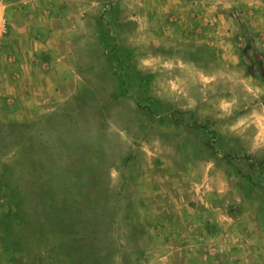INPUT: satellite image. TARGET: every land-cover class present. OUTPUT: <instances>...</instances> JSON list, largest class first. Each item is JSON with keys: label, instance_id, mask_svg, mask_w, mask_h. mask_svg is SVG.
I'll use <instances>...</instances> for the list:
<instances>
[{"label": "rangeland", "instance_id": "1", "mask_svg": "<svg viewBox=\"0 0 264 264\" xmlns=\"http://www.w3.org/2000/svg\"><path fill=\"white\" fill-rule=\"evenodd\" d=\"M2 22L0 264H264V0H0Z\"/></svg>", "mask_w": 264, "mask_h": 264}, {"label": "trees", "instance_id": "2", "mask_svg": "<svg viewBox=\"0 0 264 264\" xmlns=\"http://www.w3.org/2000/svg\"><path fill=\"white\" fill-rule=\"evenodd\" d=\"M242 31H243V39L246 41V48L243 49V53L246 54V52L251 51L254 53V43L259 38V35L254 33L251 26L245 27L244 25H241ZM248 60H250V63L248 65V71L251 75L256 76L260 75V77L264 80V61H254V59L247 57ZM255 66V67H254ZM254 71V70H256Z\"/></svg>", "mask_w": 264, "mask_h": 264}, {"label": "built area", "instance_id": "3", "mask_svg": "<svg viewBox=\"0 0 264 264\" xmlns=\"http://www.w3.org/2000/svg\"><path fill=\"white\" fill-rule=\"evenodd\" d=\"M6 24L5 22L0 23V35L5 32Z\"/></svg>", "mask_w": 264, "mask_h": 264}]
</instances>
